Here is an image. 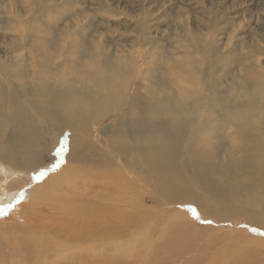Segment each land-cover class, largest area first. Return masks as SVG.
<instances>
[{
	"label": "bare ground",
	"instance_id": "bare-ground-1",
	"mask_svg": "<svg viewBox=\"0 0 264 264\" xmlns=\"http://www.w3.org/2000/svg\"><path fill=\"white\" fill-rule=\"evenodd\" d=\"M49 1L10 7L16 32L0 34V172L10 165L20 182L19 168L39 166L44 153L67 164L33 186L34 238L23 233L12 257L0 250V264H125L130 254L135 264L144 250L153 252L142 264L157 252H173L159 264H195L201 248L211 264H264V46L241 43L242 55L222 49L220 28L208 38L192 33L179 50L196 48L202 59L169 52V60L180 56L170 65L175 77L142 73L138 60L148 64L162 47L149 21L136 42L111 46L79 36L89 16L61 29L42 24L50 10L60 24L57 6L82 8ZM235 55L244 75L218 80ZM200 61L204 72L191 74ZM239 216L250 229L234 234Z\"/></svg>",
	"mask_w": 264,
	"mask_h": 264
},
{
	"label": "rangeland",
	"instance_id": "rangeland-1",
	"mask_svg": "<svg viewBox=\"0 0 264 264\" xmlns=\"http://www.w3.org/2000/svg\"><path fill=\"white\" fill-rule=\"evenodd\" d=\"M28 2L29 0H0V19H3L2 21H5V24L8 22V26H6L5 29H3L2 24H0L2 41L5 34L10 33L14 36L12 31L15 30V28H11L10 26L8 9L15 5L17 6L16 9L19 8L21 11V8H26L24 5ZM74 2L80 4L79 7H82L81 11L74 5L57 6L53 12L62 13V18L59 17L60 24L55 22L57 17L51 16V10L44 12L47 15L41 18V23L55 24L54 27L56 29H61L66 28L65 24L69 23V19H72L74 16H77V18L81 16V19L84 21L86 17L89 16L79 36L91 39L96 38L97 40L101 37L102 43L105 42L106 45L113 46L116 44L123 45L124 42V44L136 42L140 32L139 23L143 20L149 21V32H151L154 39H158L160 43H162V47L153 48L151 50V55L149 57L153 56L148 64L145 63L146 60H138V66L140 71L142 70V73L153 69L156 75L161 74L163 76L170 75V77H175V73L172 71L173 69H170V65L174 64L176 59L177 64L180 56H184V58L188 59L195 58L194 60L202 59L200 52H197L196 48L191 47L185 49V52L179 50L183 45L185 46L195 41V39L193 41L191 40L190 36H192V33L199 37L202 35L208 38L211 34L209 30L220 28L219 30L221 31H217L219 37L217 39H220L219 42L221 41L222 49L224 46L226 52L228 50H233V53L239 52L242 53V55L245 53L244 49L240 50L242 44L254 46L259 42L258 44L264 46V0H75ZM49 3H54V0H50ZM5 5H7L8 8H6ZM23 12L24 11H22V13ZM101 22H106L107 25L104 26ZM260 37H263V39ZM64 38L68 41L66 35H64ZM182 41H184V43ZM219 42L218 44H220ZM42 43L43 41H40V44ZM3 45L6 47V50L16 51L12 46L6 45L5 43ZM40 46L44 52H48V47ZM146 49L147 48H145L143 52H146ZM133 52L135 53V51ZM169 52L182 55H176L173 60H169L171 57V53ZM246 52H249V50H246ZM57 53H59V51ZM17 54L22 56L23 49L18 47ZM160 55L161 57H159ZM245 56L246 55H244V57ZM220 60L221 59L217 62L220 63ZM230 60L232 61L231 64L225 63L227 75L223 76L222 73L219 72V74L216 75L218 80H226L227 76H237L240 79V75H244L242 71L240 72L241 68H243L241 63L244 60H238L236 55L232 56ZM261 61L264 63V56ZM197 64L200 72H198V70V73L192 72L191 74L200 75L204 72V67L206 68V65H208L207 62L201 61ZM200 79L203 80V78ZM250 85L249 83H244L243 91L237 93H244ZM66 164L67 161H63L56 153H44L39 166L19 168V171H21V173H19L21 177L20 182L12 179L14 177L12 171L14 172V170L11 169L10 165L6 167V175L0 172V250L5 252L8 256L12 257L14 253H16L17 250L15 251V245L24 243L23 233L30 231L31 236L34 238L33 231L30 228L31 223L29 221L33 216L30 214L31 210L28 208L30 206L29 204L32 203L31 201H33L31 196L33 186L37 185L42 180L46 181L53 176L60 175ZM41 172L44 174L40 175ZM5 176L7 177V181L1 179L2 177L5 179ZM10 180L15 183V188L13 189L15 192L12 194V198L8 199L6 198V193L8 192L6 186ZM135 195L139 196V193L134 190L133 196ZM8 205H13V207L9 208L7 207ZM245 220L246 218L243 216L237 217L234 223L231 222L233 225L231 229H229L232 230L234 234L240 231H249L250 228L247 226L248 220ZM132 230H134V228H132ZM223 239L224 238H221L220 240L222 241ZM156 240L154 242L155 246L159 244V241L161 242V239ZM201 246L202 243L199 247ZM148 252L149 250H144L143 253H145L144 256H146L143 257L142 253L140 255L141 258H138L135 264H142L141 261L143 262L144 258V261L146 260L145 262H148L150 258V256L147 258L148 254H150V252ZM198 253L200 254L196 253L198 261L195 262V264H211L205 260L209 257L208 252L202 251L201 248ZM258 253L264 256V250H259ZM163 254L161 253L160 256L159 252L153 253V255H157L155 258H153V255L151 256L153 263H160V261L165 260L168 256L173 254V252L166 254V258H163ZM131 257L132 254L127 255L126 260L129 261ZM174 259H176V257L171 256V261ZM126 260H124L125 264H127ZM190 263L194 264V262L191 261L185 264ZM173 264H176V262Z\"/></svg>",
	"mask_w": 264,
	"mask_h": 264
},
{
	"label": "snow or ice",
	"instance_id": "snow-or-ice-1",
	"mask_svg": "<svg viewBox=\"0 0 264 264\" xmlns=\"http://www.w3.org/2000/svg\"><path fill=\"white\" fill-rule=\"evenodd\" d=\"M43 174H44L43 172L40 173V175H43ZM7 207L11 208L13 207V205H8ZM254 231H256V229H254Z\"/></svg>",
	"mask_w": 264,
	"mask_h": 264
}]
</instances>
